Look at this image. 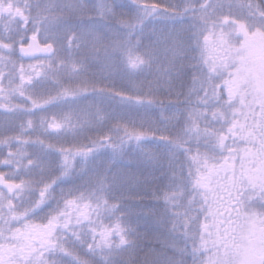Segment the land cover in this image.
<instances>
[{"label": "trees", "instance_id": "trees-1", "mask_svg": "<svg viewBox=\"0 0 264 264\" xmlns=\"http://www.w3.org/2000/svg\"><path fill=\"white\" fill-rule=\"evenodd\" d=\"M49 2L57 3V0H31L33 9L43 7ZM63 2L69 4L73 0ZM83 2L88 5L92 16H85L79 24L81 31L100 28L109 34L119 25L110 22L109 17L101 18L97 14L96 5L99 0ZM111 2L117 6L119 14L137 7L131 5L130 0ZM157 2H163L170 7L174 0ZM195 2L203 13L198 20L191 17L179 18L176 23L159 26L165 28L166 33L159 63L152 75H145L140 67H130L121 53V67L117 72L111 50L106 51L101 47L92 52L84 75L98 87L122 90L129 98H122L108 91L92 92L87 97L65 102L61 100L32 113L31 115H61L63 112H72L73 119L61 132H48L37 120L35 128L24 133V136L31 138L26 148L36 165L25 170L17 178L23 176L36 181L47 180L57 172L61 154L58 149L47 148L46 143L63 146L72 143L88 144V135H94L96 132L103 134L108 129L97 128L88 135L69 133L90 125H100L110 116H113L116 122L153 133L139 142L131 139L115 149L102 147L94 150L87 158L77 157L76 167L82 170L81 173L71 180L56 181L52 196L44 206L45 211H50L62 194L83 191L94 181L108 184L110 175L119 174V189L110 190L108 196L113 201L130 202L128 211L135 219L132 224L125 225L128 230L138 226L143 236V249L153 248L157 240L166 236L172 257L181 261V264H210L207 256L201 252V236L204 225L210 221V210L215 206L210 199L211 190L207 191L206 195L201 181L216 166H220L222 161H227L232 166L239 163L238 155L243 146L241 139L247 135H261L263 132H244L246 130L242 129V123H250L247 122L249 112H246L241 103L240 93L231 91V84L228 83L231 70L235 72L242 67L239 64L243 56L238 58V55H234L230 61L231 66H227V52H223L207 34H219L217 30L223 21L229 23V31L237 24H242L250 30L247 21L259 23L264 20L254 8L256 3L264 6V2ZM202 3L207 7L202 8ZM122 4L129 6L120 7ZM155 19L167 21L172 18L161 15ZM233 23L237 24L232 25ZM213 28L216 29L215 32L212 31ZM31 29V24L25 30L9 22L7 16L0 18V40H14L22 33H29ZM67 31L66 28L55 36H48L49 39L57 40L61 46V55L67 51L64 44ZM250 31L259 32L264 41V29L257 26ZM41 37H45L43 31ZM262 48L264 51L263 46ZM236 49L235 46V51ZM217 50L218 54H215ZM16 55L19 58V53ZM23 62L28 64L33 61L23 58ZM246 71L248 72L243 69L242 72ZM245 76H242V79H246ZM68 81L69 78L65 77L64 82ZM58 87L59 85L49 78L37 81L33 90L38 95L53 96ZM138 96L143 98L142 102H137L135 98ZM12 103L27 105L28 101L14 95ZM85 113L88 116L87 121L83 119ZM29 114L24 110L14 113L0 112V132H18L21 127L19 121H23ZM193 121L197 127L192 126ZM238 122H241V125H238ZM37 136L45 143L37 140ZM221 138L223 144L220 143ZM15 146L13 144V147ZM2 154L3 149H0V155ZM93 219H96L95 215ZM75 247L80 248L79 245ZM155 247L159 248L160 245L156 243ZM19 248V243L11 237L0 240V264H12L14 255H20ZM80 250L83 251L82 248ZM128 256H134L133 249L128 250ZM118 258L109 257V261ZM62 259L64 264H73L69 257ZM95 259L104 264L101 254Z\"/></svg>", "mask_w": 264, "mask_h": 264}, {"label": "snow or ice", "instance_id": "snow-or-ice-1", "mask_svg": "<svg viewBox=\"0 0 264 264\" xmlns=\"http://www.w3.org/2000/svg\"><path fill=\"white\" fill-rule=\"evenodd\" d=\"M135 2L137 8L141 10V15L133 19L120 15L116 10L117 6L111 0H99L96 12L101 18L114 17L116 23L127 28L131 34L143 22L144 16H149L156 10L173 13L177 11L168 5L158 3L157 0ZM55 6L56 3L49 2L46 6L38 7V15L33 18L30 15L33 10L31 0L23 2L0 0V18L7 16L9 22L20 27L23 25L25 30L29 24H34L38 20V24L29 33H22L14 40H0V112L14 113L24 110L30 113L23 121H19L21 127L18 132H0V149H3V154L0 155V240L11 237L19 243L20 255H14L12 264H64L60 260L61 257L71 258L73 264H96L95 258L98 254L102 255L104 264H114V260L109 261V257L117 255L129 240L128 229L123 221L124 214L117 213L120 202L110 200L108 197L106 189L110 185L97 181L90 190L62 194L63 206L51 211L46 220L39 221L30 217L36 216L37 212L46 206L52 196L56 178L40 181L23 176L17 178L25 170L36 165L26 148L31 138L24 136V133L33 130L37 120L46 131L61 132L73 119L72 112H63L61 115L43 113L31 115L32 113L61 100L87 97L92 92L108 91L122 98H129L122 90L98 87L85 75L80 74L84 67L83 63L77 62L75 58L66 59L57 51L53 40L48 38L57 34L60 25V17L51 13ZM66 6L81 17L92 16L83 0H73ZM201 7L206 8L207 5L202 3ZM254 8L256 13L264 18V6L256 3ZM42 31L45 33L44 38L41 37ZM82 39L84 43L90 45L92 52L107 47L100 35L94 32L84 33ZM73 41H77V35L71 32L67 41L70 49L73 47ZM79 46L80 43L77 41L75 47ZM113 47L122 54L130 67L135 69L140 66L141 57L131 42L116 41L113 42ZM24 57L32 58L33 62L25 64ZM65 77L69 78L67 83L64 82ZM49 78L59 85L57 88L59 96L53 98L52 95L35 94L33 85L39 80ZM14 95L27 100V105L12 103ZM135 99L142 102L143 98L138 96ZM83 119L88 120L86 113ZM192 126L197 127L195 121ZM114 127L121 130L123 137L135 139L137 142L153 135L125 123L117 122ZM36 139L45 143L38 136ZM111 140V134H104L88 144L72 143L63 146L48 142L46 147L58 149L61 154L60 167L64 175H69L76 165L77 157L87 158L94 150L102 147L115 149L117 145L111 143ZM220 143L223 144V138L220 139ZM13 144L16 146L13 147ZM29 205H33L31 211L27 208ZM104 212L115 218L105 222ZM94 215L99 221V226L93 220ZM85 222L89 225L86 232L73 227ZM58 233L70 234L80 248L70 247L64 243ZM64 239H67V235H64Z\"/></svg>", "mask_w": 264, "mask_h": 264}, {"label": "clouds", "instance_id": "clouds-1", "mask_svg": "<svg viewBox=\"0 0 264 264\" xmlns=\"http://www.w3.org/2000/svg\"><path fill=\"white\" fill-rule=\"evenodd\" d=\"M47 4V3H46ZM46 4L44 6H46ZM131 5H136L135 0H130ZM161 4H164L161 2ZM129 4H122L120 7L127 8ZM170 8H175L177 11L173 13L172 11H162V10H156L153 14L149 16L143 17V22L138 25L135 28V31L129 34V30L121 25H118L115 30L111 31V33L106 34L103 30L100 28H93L91 30H85L81 31L79 28V24L85 19L84 17H81L77 15L76 13L72 12L70 8L66 6V4L63 2V0H57L55 8L51 9V13L53 15L60 17V25L57 29V33L63 32L66 28L68 31L66 32V39L64 41V44L66 46V54L63 56L66 59L75 58L77 62L83 63L84 67L81 69L80 74L84 75L86 72V65L92 55V51L90 50V47L88 44L83 42V35L87 32H94L100 35L102 38V41L104 45L107 47L105 48L106 51L111 50L112 55L114 56V67L119 71L121 67V57L120 52L115 50L113 47V42L116 41H129L132 45L135 47L136 53L141 57L140 61V69L145 75H152L154 68L158 65L160 60V55L163 47L164 42V36L166 33V29L163 27H159L162 25L172 24L176 23L179 18H187L191 17L193 20H198L202 13V9L196 4L195 0H174ZM30 15L35 18L38 15V9H33ZM120 15H126L129 17V19H133L135 17H139L141 15V10L137 7L135 9L131 8L129 9V12L127 13H120ZM166 16L171 17L172 19L167 21H161L156 20L155 17L157 16ZM109 21L113 24L116 23L114 17H109ZM249 24V28L254 29L255 27H260L264 29V20H261L259 23L256 21H247ZM38 24V20L31 24L32 28ZM75 28V30H72V28ZM21 28H23V25H21ZM74 32L77 35V41H79L80 46L79 48L75 47V44L77 41H73V47L70 49L67 45V41L69 39V33ZM53 42L56 45L57 51L61 52V46L57 43V40L55 38H51ZM59 93L57 92V89L55 91V94L53 95V98L58 97ZM66 100H62V102H65ZM70 102V101H69ZM117 122L114 120L113 116L108 117L102 124L100 125H90L82 129H77L74 133H69L70 135H88L90 133L95 132L97 128L106 127L108 129L107 132H104L103 134H100L99 132H96L94 135H88L89 141L97 139L98 136L104 135V134H111L112 140L111 143L118 145L124 144L126 141H131L130 138H126L122 136V132L120 129H117L114 127V124ZM81 169L76 167L73 168L71 173L69 175H64L63 171L60 167V163H58V169L57 172L48 177L47 180H51L53 178H56L57 180L63 179V180H71L74 176L79 175L81 173ZM121 180L119 174L116 175H110L108 177V187L107 193H109L112 189H119V181ZM95 184V181L90 184L87 188H85V191L90 190ZM34 195V194H33ZM109 197V196H108ZM110 200H112L109 197ZM129 201H121L119 203V208L117 209V213H123V221L125 224H132L134 222V217L131 215V213L128 211V205ZM63 206V200L60 197L56 199L55 206L50 209V211L46 212L45 208L38 211L36 216L30 217V219L44 221L46 220L47 216L51 211L57 210L59 207ZM33 205L27 206L28 210L31 211V208ZM114 216L109 215L107 212L103 213V219L105 222H109L112 219H114ZM97 226H99V221L96 219H93ZM88 223L85 222L82 225H73V227H76L80 229L82 232H86L88 229ZM59 234V233H58ZM60 238L63 240L64 243L68 244L70 247L75 246L76 242L74 241L73 237L68 234H59ZM64 235H67V239H64ZM127 236L129 243L121 249L116 257H119L118 259L114 260V264H181V261L174 259L172 257V253L169 251L170 245L167 242V237L162 236L159 240H157L153 248L149 249H143L142 248V240L143 236L141 232L139 231V228L135 229H129L127 231ZM158 243L160 245L159 248L155 247V244ZM133 249L134 250V256L129 258L128 256V250ZM60 260L63 261L62 257ZM96 264H101L100 260H96Z\"/></svg>", "mask_w": 264, "mask_h": 264}, {"label": "rangeland", "instance_id": "rangeland-1", "mask_svg": "<svg viewBox=\"0 0 264 264\" xmlns=\"http://www.w3.org/2000/svg\"><path fill=\"white\" fill-rule=\"evenodd\" d=\"M225 22L223 21L220 29L217 30L220 32L219 34L212 35V33H209L207 36L209 35L210 38L214 39V43H217L223 52H227V66H231L230 61L234 55H238V58L243 56L241 62L242 65L241 63L239 64L242 67H240L239 70L235 69L237 73L236 71L234 72V70H231L228 83L231 84V91H238L240 93L239 96L241 97V103L246 108V112H249L250 119L248 118L247 122H250V125H245V123H242V129L244 128V130H246L244 132L253 134L257 131H261L263 133L257 136L247 135L241 139L243 146L244 144L246 146L244 155L242 157L244 162L238 167L234 168L227 161H222L220 166H216L201 181V186L204 188V190H206V195H208L207 191L211 190L210 194L212 195H210V199L215 206V208L210 210L209 223L204 225L203 228V233L201 236V252L207 256L210 264H263L264 220L256 222L255 219L251 217L245 221H249V225L253 227V233L247 240L240 238V241H238V244H236V249L239 248L237 249L238 254H233L236 250L232 251L230 248V237H227V239L224 237L225 234H228V231H223L222 226L219 227L220 221L224 220L226 213H224L223 218L218 211L219 207L216 204L217 191H215V188L222 184L224 180L226 183L231 182L233 185H235V183L237 184L235 178L240 168H243L244 170L242 174V180H247V182L250 180L252 183H254L253 186L255 188L252 190L254 193L253 196L257 197L258 194H264L263 36L259 32H252L242 24L239 26L237 23H233L232 25H237H234V29L229 31L230 25H228V22ZM212 31L215 32L216 29L213 28ZM206 40L209 41L208 38ZM235 46L237 47L236 51ZM215 54H218V50ZM243 69L248 70V72H242ZM245 75L247 78L242 79V76ZM238 125H241V122H238ZM242 149L240 150V153ZM219 177L223 179H220ZM211 216L213 222H211ZM239 235H244V233L240 232ZM222 238H224V241ZM221 241H223L222 244ZM222 245L223 247L224 245L226 246L225 250L220 247ZM222 250L224 251L222 252ZM228 256L232 257L233 259H230ZM234 257L237 259H234Z\"/></svg>", "mask_w": 264, "mask_h": 264}, {"label": "flooded vegetation", "instance_id": "flooded-vegetation-1", "mask_svg": "<svg viewBox=\"0 0 264 264\" xmlns=\"http://www.w3.org/2000/svg\"><path fill=\"white\" fill-rule=\"evenodd\" d=\"M245 146L246 145L242 146L243 149L242 147L240 148L242 151L238 155V159L240 160L239 165L244 162L242 157L244 155ZM239 165L232 167L235 168ZM243 172V168H240L235 178L237 184L235 183V185H233L231 182L226 183L224 180L223 183L216 188V204L219 207L218 211L223 218L224 213H226L224 220L220 221L219 227L222 226L223 231H228V234H225L224 237L226 239L230 237V248L232 251L236 250L233 254H238L237 249L239 248L236 249V244H238L240 238L247 240L253 233V227L249 225V221H245L251 217L255 219L256 222L264 220V194H258L257 197L253 196L254 193L252 190L255 188L253 186L254 183L250 180H248V182L247 180H242ZM219 178L223 179L221 177ZM240 232H243L244 235H239ZM222 239L224 241V238ZM223 241H221V244ZM220 247L225 250L226 246L224 245L223 247L222 245ZM230 259L233 258L230 257ZM234 259L237 258L234 257ZM262 263L264 264V261H262Z\"/></svg>", "mask_w": 264, "mask_h": 264}, {"label": "water", "instance_id": "water-1", "mask_svg": "<svg viewBox=\"0 0 264 264\" xmlns=\"http://www.w3.org/2000/svg\"><path fill=\"white\" fill-rule=\"evenodd\" d=\"M24 58H29V57H24Z\"/></svg>", "mask_w": 264, "mask_h": 264}]
</instances>
